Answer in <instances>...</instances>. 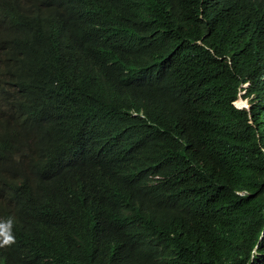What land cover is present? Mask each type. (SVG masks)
<instances>
[{
    "label": "trees",
    "instance_id": "1",
    "mask_svg": "<svg viewBox=\"0 0 264 264\" xmlns=\"http://www.w3.org/2000/svg\"><path fill=\"white\" fill-rule=\"evenodd\" d=\"M7 24L0 264H264V0H0Z\"/></svg>",
    "mask_w": 264,
    "mask_h": 264
},
{
    "label": "clouds",
    "instance_id": "2",
    "mask_svg": "<svg viewBox=\"0 0 264 264\" xmlns=\"http://www.w3.org/2000/svg\"><path fill=\"white\" fill-rule=\"evenodd\" d=\"M11 24H7L3 26L0 30V40L4 41L8 38L9 31H10ZM13 86L9 84V82L5 78V73H3L0 69V110L1 107L6 106L8 102L5 100V95H9V104L11 106L15 105L17 103V99L13 96L12 92ZM12 158L6 156L5 159H0V174H2L4 177L9 178L12 173H15L17 169L22 168L24 166H27L26 162L19 163L17 162L16 165L11 163ZM14 160H18V157H13ZM32 179L35 177L32 176ZM18 181H16L17 183ZM12 184L11 181L8 182H0V192L3 191V188L9 186ZM12 220L11 218H8L5 222L0 223V247L11 245L15 242V236L11 229ZM255 249H253V252Z\"/></svg>",
    "mask_w": 264,
    "mask_h": 264
},
{
    "label": "rangeland",
    "instance_id": "3",
    "mask_svg": "<svg viewBox=\"0 0 264 264\" xmlns=\"http://www.w3.org/2000/svg\"><path fill=\"white\" fill-rule=\"evenodd\" d=\"M245 93V92H243ZM252 98H250V100H247V99H239L237 102H236V106L238 108H249L250 107V102Z\"/></svg>",
    "mask_w": 264,
    "mask_h": 264
}]
</instances>
